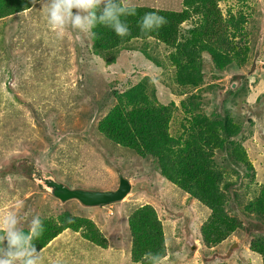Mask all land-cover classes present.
Masks as SVG:
<instances>
[{
    "label": "trees",
    "instance_id": "16d2710c",
    "mask_svg": "<svg viewBox=\"0 0 264 264\" xmlns=\"http://www.w3.org/2000/svg\"><path fill=\"white\" fill-rule=\"evenodd\" d=\"M229 1L231 0H177L179 10L172 11L155 9L145 4V0H125L127 6L136 9L137 14L126 17L130 31L123 38L109 28L98 25L87 31L88 40L79 35L78 41H73L77 37L73 31L77 30L69 27V33L73 35L67 43L73 48L75 59L82 65L70 76L69 70L63 69L65 60L58 61L69 54L66 49L67 40L63 38L62 43L55 40L56 33L49 28L45 14L40 11L41 4L37 2L33 5L31 0H0L1 55L7 54L4 52L10 48L11 42L19 43L13 39L14 35L24 37L15 46L21 50L28 39L40 36L35 40L37 45L34 47L40 50L36 54L35 64L31 66L33 69L15 67L9 73L11 77L4 82L1 75L0 83L3 84L4 91L8 92V96L0 100V153H4L2 156L6 166L26 156L17 153L26 144L33 148L27 157L39 153L34 151L43 146L40 139L43 135L46 138V126L51 124L50 119L51 122L55 118L61 120L64 132L72 131L81 136L82 131L88 129L93 121L96 138L126 148L139 158L153 159L164 180L188 195L191 200L200 202L209 211V218L201 225L199 235L196 234L205 247V254L234 238L242 239L245 234L243 220L230 210L231 196L236 198L247 218L264 224V184L259 187L256 184V190L260 188L259 192L246 201L238 194L231 195L232 183L225 181L226 173L214 160L218 153H226L232 161L246 164L258 176L260 168L253 167L248 159L247 152L252 143L236 140L241 134L242 125L230 123L227 117H222L214 120L211 126L205 123V118L200 117L203 97L208 95L207 92L215 94L217 87L222 89V85L218 83L221 75L217 72L228 70L232 64H235L231 67L234 68L237 62L242 63L248 52H251L243 44L244 40H249L246 16L242 12L234 13L233 6L228 5ZM146 12H156L167 21L150 36L142 34L137 26L138 20ZM78 42L83 43L81 46L86 58L100 59L109 66L117 63L124 51L145 57L159 73L157 80L160 87L163 86L171 95L185 97L182 104L180 102L185 113L180 124L174 126L179 112L176 104L173 101L161 103L155 81L144 77L129 88L125 86L123 89H113L112 103L115 104L101 113L97 121L92 120L98 113L97 102L89 99L92 110L88 115L83 111L80 96L71 93L65 87V80H61L62 75L67 74V78L75 79L81 91L85 85L79 76H82L86 61L78 54ZM241 51L246 52V55L243 56ZM15 56L25 59L26 55L21 53ZM53 56L57 64H61L58 65V68L61 67L58 76L54 74L50 80L36 77L42 75V72L50 76L49 65L55 62L52 60ZM229 56L231 57L227 58ZM209 57L217 72L209 73V77L215 82H210L211 85L205 90L206 61ZM224 61L227 62L223 63ZM69 83L72 84L70 80ZM104 89L108 91L110 88L105 86ZM104 92L103 90L102 93ZM83 139L88 138L84 136ZM83 147L85 154L88 145L83 144ZM254 152L252 149V154ZM7 177L23 181L24 186L22 190H18V194L20 198L27 197L24 204L37 201V198L34 200L36 188L32 183L19 175ZM4 201L7 202L5 198ZM0 210L6 213L5 208ZM28 212L29 205L20 210L19 214L23 216ZM53 216H49L47 220L42 219L44 231L35 241L38 249L43 250L45 264H57L56 260L62 257L61 251L67 257L72 253L59 237L65 232L79 235V256L84 255L80 249L83 242L91 243L92 249L108 248V238L91 220L72 216L68 212L62 213L57 219ZM128 229L131 239L128 256L132 264H137L149 252L167 256L165 226L152 205L135 208L128 218ZM248 243L250 252L259 255L264 264V236L252 235ZM52 244L56 248L48 249ZM183 250L185 251L184 245Z\"/></svg>",
    "mask_w": 264,
    "mask_h": 264
},
{
    "label": "rangeland",
    "instance_id": "374dc122",
    "mask_svg": "<svg viewBox=\"0 0 264 264\" xmlns=\"http://www.w3.org/2000/svg\"><path fill=\"white\" fill-rule=\"evenodd\" d=\"M145 4L158 10H179L177 0H145ZM228 5L233 6L234 13L242 12L246 16L249 40H244L243 44L251 52H248L246 55V52L241 51L243 56L246 55L242 63L237 62L234 68H231L235 65L232 64L224 72L214 70L213 63L210 61V57L208 58L205 70V73H207L205 74L207 75L205 90H207L210 82H215V80L209 77L210 72H214V74L217 72L221 75V79L218 80L219 82H216L220 86L222 85V89L220 90L217 87L214 90L215 94L207 92L208 95L203 97V107L200 117L205 118V123L211 126H213L214 120H219L222 117H227L230 123H240L242 131L236 140L241 143H252L247 153L250 164L253 167L257 166V168H260L257 177L254 171L251 172L246 167V164L232 161L226 153H218L214 159L215 163L226 173L225 181L232 183L230 187L231 195L238 194L246 201L253 195L256 196L259 192L260 188L256 190V184L258 187L264 184V0H231ZM224 12L226 14V8ZM0 28L2 29V27ZM69 31L70 28L65 30L62 36L56 34L55 40L62 43L64 41L63 38H65V41L67 40L66 43H69L71 41L69 38L72 37L73 33L74 36H77L76 38L74 37L73 41L76 39L78 41L80 37H83L85 40L89 39L87 31L81 33L80 30H77L73 31L72 34ZM18 34L20 35L21 32ZM23 38L14 35L13 39L19 43L14 44V42H11L10 48L4 52L7 54L5 56L0 54V79L2 75L3 82L8 81V78L11 77L9 73H12L11 70H15V67L33 69L31 66L35 64L36 54L40 50L34 47L37 45L35 40L37 41L40 36L28 39L22 50L21 48H15ZM81 44L83 43L78 42L77 44L80 46L77 47L79 50L78 54L83 56V61H86L83 64L82 76H79L85 82V85L82 86V91L78 89L79 87L75 79L67 78V74H63L61 80H65V87H68L71 93L74 92V94L77 93L80 96V102L84 107L83 111L88 113V115H90L92 110L89 99L97 102L95 104L97 105L98 113L95 117H92V120L97 121L99 119L97 117L102 115L101 113H105L109 106L115 104V102L112 103L113 94L111 95V91L113 89H123L125 86L129 88L144 77L155 81L153 82L157 86L159 101L161 103L168 104L173 101L176 104L179 112H177V122L174 126L180 124L185 114L184 109L180 106V102L182 104L185 97L171 95L163 86L160 87L157 80L159 73L151 63L145 60V57L138 53L124 51L121 57L118 58L117 63L109 66L104 64L100 59L96 60L94 57L86 58ZM44 49L46 48H41V50ZM66 49L69 53L65 56L66 59L60 58L58 61L65 60L63 69L66 70L67 68L69 75L72 76L82 65L75 59V53L70 44H68ZM21 53H25V59L15 56V54ZM54 58L55 56H53L52 60L55 61ZM225 62L227 61L223 63ZM58 65L61 64H57V61L49 65L51 67L50 76L44 75L42 72V75L36 77L50 80L54 74L58 76L59 69L61 68H58ZM41 70L44 71V68H41ZM234 78L239 82L237 89L231 90L230 83ZM69 80L72 84H68ZM0 85V100H2L8 96V92L4 91L2 83ZM105 86H109L110 89L108 91L105 90ZM103 90L105 91L104 93H102ZM51 120V124L46 126V138L43 135L40 139L43 146L38 147L34 151L39 153L32 154L30 158L27 157L29 151L33 150L28 144L21 148L22 151L18 150L17 153H23L26 155L23 158L33 159L41 168L54 172L59 182L72 189L102 192L115 191L118 187V178L114 168L119 169L123 176L130 181L133 188L131 195L122 204L102 208H85L76 200L62 204L51 196L39 194L35 189L34 200L37 198V201L25 203L19 209V211H22V209H25L29 205L27 215L22 214L23 216H21L23 229H27L28 224L34 216L38 215L41 219L47 220L49 216L54 215L53 217L57 219L62 213L68 212L72 216L85 217L91 220L101 230L103 235L108 238L109 245L105 250L92 249L91 243L83 242L80 249L84 255L79 256V235L65 233L61 239L72 250V253H69L67 257L61 251L62 257L56 260L57 264H132L130 256H128L131 248L128 218L135 208L143 205H152L165 226L167 237L165 264H263L262 258L259 255L250 252L248 248L250 239L228 261L219 259L209 263L205 261V258H211L213 255H225L234 243H239L244 239L245 234L242 239L234 238L232 241H227L218 249H213L206 254L205 247H203L201 240L197 237L200 249L195 255L189 256L185 246V251L183 250L185 241L180 234L182 220L167 215L163 210L162 204L155 197L163 199L173 212L190 214L192 216L191 228L197 235H199L201 225L209 218L208 215H210L209 211L200 202L191 200L188 195H184L175 186L164 180L153 159L139 158L126 148L118 147L117 145L106 143L100 140V138H96L97 134L93 129V121L90 123L88 129L82 131L81 136L72 131L68 133L64 132L61 120L57 118L52 122ZM33 127H35L34 124ZM41 132L43 133V130ZM84 136L88 139L84 140ZM82 141L85 143H82ZM83 144L85 146L86 144L88 145L85 154L84 147L82 148ZM252 149L255 151L253 154ZM3 154L0 153V195H3L0 196V209L5 208V212H8L15 207L17 201H25L27 197L20 198L18 194V190H22L24 186L23 181L18 182L11 177H7L17 174L10 170L8 165L6 166ZM143 187H149L153 195L145 192ZM11 191L13 193H10ZM39 196H42V198L38 199ZM4 198L7 202L4 201ZM232 200H235L238 205L234 196H231L230 203ZM240 212L244 215L241 209ZM0 214H3L1 210ZM49 248L53 249L56 246L52 244ZM63 261L65 262L63 263Z\"/></svg>",
    "mask_w": 264,
    "mask_h": 264
},
{
    "label": "clouds",
    "instance_id": "9594fccd",
    "mask_svg": "<svg viewBox=\"0 0 264 264\" xmlns=\"http://www.w3.org/2000/svg\"><path fill=\"white\" fill-rule=\"evenodd\" d=\"M31 2L33 5L37 2L41 4L40 11L45 14L49 28L58 36H62L69 27L72 30L91 31L101 25L123 38L130 31L126 17L137 14L136 9L127 6L125 0H31ZM166 23V18L156 12H146L138 20L137 26L142 34L150 36ZM238 82L235 78L231 81V90L237 89ZM233 84L236 85L235 89H232ZM23 205L24 201L19 200L12 210L0 214V264H45L43 250L38 249L35 243L43 234L44 222L40 216H34L25 231L21 227L22 217L19 214V209ZM165 260L163 254L149 252L137 264H144V261H147V264H165Z\"/></svg>",
    "mask_w": 264,
    "mask_h": 264
},
{
    "label": "water",
    "instance_id": "95a60500",
    "mask_svg": "<svg viewBox=\"0 0 264 264\" xmlns=\"http://www.w3.org/2000/svg\"><path fill=\"white\" fill-rule=\"evenodd\" d=\"M235 88L236 85L233 84L232 89ZM9 169L32 183L36 187L39 194L50 195L63 204L76 200L85 208H101L122 204L125 199L130 196L132 191L131 183L117 168L114 170L118 177V188L116 191L109 192L71 189L69 186L59 182L52 171L41 168L35 160L28 158H21L13 162L10 164ZM143 190L149 195H153L149 187H143ZM155 199L162 204L163 210L167 215L182 220L180 234L184 238L185 249L189 256L195 255V253H197L200 249V243L197 241L196 234L191 228L192 216L184 212H173L169 209L163 199L159 197H155ZM230 210L239 215L244 222V239L239 243H234L225 255L217 254L213 255L211 258H205L207 263L213 262L217 259L228 261L238 250H240L243 244L248 242L252 235L264 236V225L260 222L250 220L245 215H242L235 200L231 201Z\"/></svg>",
    "mask_w": 264,
    "mask_h": 264
}]
</instances>
